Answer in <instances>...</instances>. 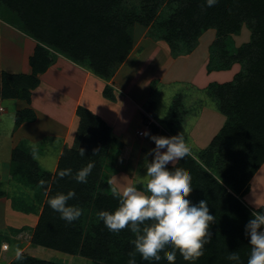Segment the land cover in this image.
Returning <instances> with one entry per match:
<instances>
[{
    "label": "trees",
    "instance_id": "1",
    "mask_svg": "<svg viewBox=\"0 0 264 264\" xmlns=\"http://www.w3.org/2000/svg\"><path fill=\"white\" fill-rule=\"evenodd\" d=\"M175 1L179 2L177 9L160 24L164 31L161 40L173 54L177 52V43L188 46L209 30L228 38L240 34L246 23L252 31V42L244 54L248 58V77H236L233 83L219 86L220 111L226 117V124L206 152L190 156L169 169L173 173L180 170L191 174L193 191L188 198L197 204L207 200L215 217L210 225L212 239L205 245L203 255L185 260L177 251L175 264H237L227 259L231 252L240 256V264H247L251 245L245 235V225L253 210L241 196L264 163V0H219V7L211 10L207 9V0H141V13L135 8L129 9L124 0H0L21 17L22 26L14 27L37 42L31 59L32 75L0 72V97L29 103L31 92L40 84L38 75L52 65L50 49L109 78L114 72L112 65L121 64L133 49L135 25H152L160 5ZM202 6L205 11H201ZM244 56H236L231 62ZM22 114H18L19 123L23 120ZM78 115L80 145L64 151L54 176L39 175L33 170L32 161L14 159V177L22 175L34 185L39 183L37 177L50 180L44 187L43 197H36L42 202V213L31 244L88 259L93 264H128L130 253L135 254L136 264H145L135 253L132 243L135 234L127 228L114 233L98 218V212L114 211L118 207L112 193H103L109 186L102 180L111 134L109 127L88 110L80 108ZM81 149L85 151L83 156ZM89 163L94 167L88 183H77L73 176ZM64 169H71L72 175L61 178L59 172ZM139 188L145 189L146 184ZM68 191L76 193L68 203L83 210L81 217L71 224L47 203L58 193ZM13 201L17 202V198ZM2 242L10 244L9 255L15 251V245H21L11 236ZM20 255L21 260L15 257L9 264H58L29 254ZM163 264L169 262L164 260Z\"/></svg>",
    "mask_w": 264,
    "mask_h": 264
},
{
    "label": "rangeland",
    "instance_id": "2",
    "mask_svg": "<svg viewBox=\"0 0 264 264\" xmlns=\"http://www.w3.org/2000/svg\"><path fill=\"white\" fill-rule=\"evenodd\" d=\"M124 2L129 9L135 8L137 12H143V3L141 0H124ZM178 5V1L163 3L159 7L158 16L155 20L156 22L148 27L139 23L135 25L133 30V49L121 64L112 65V70L114 72L111 73L109 78L99 76L95 74L92 69H88L97 79L103 81L104 96L109 99L111 98V100L114 90L113 85L115 84L114 78L118 72L123 74L122 77H124L126 81L119 80L120 82L123 81V85H125V87L122 88V93H124L125 97H128L135 106H138L143 114V126L141 128L139 127L140 129L137 131V138H139V140L125 142L121 141V139L114 140L113 137H111L112 143L110 149L107 151L108 156L103 167L104 172L102 181L108 182L109 185L108 188L103 190L105 194L112 193L110 182L111 185L121 188L130 183L136 184L137 187H139V185H145L147 177H145L146 168L144 167V163L145 155L149 152V144L147 143L150 137L149 135H163L167 137L169 141L186 135V138L184 137L185 143H188V132L186 131L187 127L188 130L190 128L188 124L190 121L192 122L199 117L205 104L213 105L218 109L217 111L221 112L220 103L222 100L218 95L219 86L233 83L236 77H242L244 79L248 77V58L244 56V54L246 55L247 46L252 42V31L248 28L246 23H244L242 31L238 35L226 38L219 36L215 30H209L205 32L197 42H192L188 46L180 44L181 42L177 43V52L175 54L172 53V49L161 40L164 31L160 27V24L171 17L173 10H176ZM0 21L12 26H22L23 24L21 17L15 12L10 11L1 2ZM50 50L53 56L62 54L58 50ZM189 51L191 52L189 53ZM62 55L64 56V54ZM236 56H244L245 58L231 62L232 58ZM64 57L73 61L68 56ZM83 67L86 68L85 65H83ZM134 71L136 74H139L141 78H139V80L130 79L129 81L127 75L131 76ZM166 72L168 77L163 76ZM206 72H208V74L214 72L224 74L225 78L219 83H211L205 90L209 96L207 95V98L200 99L201 93H196L197 91L195 89H199V92L203 93V89L200 88V86H202L205 80L207 81V78L204 76ZM198 76L200 77L199 79H197ZM194 77L197 79V84L191 81ZM180 78L186 79L179 80ZM214 79L213 77V81ZM131 81L132 84H134L132 87L128 85ZM179 88L181 92L173 90ZM185 90L188 91L185 92ZM182 91H184V93H182ZM188 92L193 96L192 98L188 96ZM218 97L220 102H218ZM227 98L228 95L225 96L223 101ZM113 99V101H115V95ZM224 118L225 125L226 117L224 116ZM140 132H144V135L141 136ZM146 132L149 133V135H145ZM182 132L185 133V135H182ZM78 134V129L77 131H73V136H71L68 143L69 146L67 145L68 147H66L65 150H74L79 147L80 141L77 139ZM149 143L153 142L149 141ZM53 146H59V143ZM48 148L49 151L54 153L50 143ZM193 152L194 151H192L191 156L194 157L197 153L194 154ZM147 159L150 161L151 157L149 156ZM34 169L38 171V168L35 167ZM12 172L13 168H10V173ZM115 176L120 178H116L115 180ZM45 178L46 177H37L39 183L34 185L28 182L29 180H26V177L15 175V177L13 176L11 179L12 183L8 185L9 190L6 191V196L3 198L5 194H0V264H6L7 259L5 257L10 254L8 252L10 244L2 242V240L9 237V232H2L4 228L10 225L21 226L27 224L30 228L25 230L26 233H23L24 231L18 233L24 234L23 237L25 241L32 240V233H34V229L42 213V202L39 203L40 199L37 200L36 197L40 198V196L45 193V185L48 184V182L50 183V180ZM27 182L31 190L26 189L25 185ZM14 198H17V202L13 201ZM19 221L21 224H19ZM7 230L9 229L7 228ZM14 238H16V236ZM5 245L8 246L7 251L4 247ZM45 250L46 251H43V253H39L38 257L52 261H59V259L62 260V258L65 257L67 258V261H63L65 264H93V262L88 259L75 256H69L68 258L66 257L67 255L63 253L48 249Z\"/></svg>",
    "mask_w": 264,
    "mask_h": 264
},
{
    "label": "crops",
    "instance_id": "3",
    "mask_svg": "<svg viewBox=\"0 0 264 264\" xmlns=\"http://www.w3.org/2000/svg\"><path fill=\"white\" fill-rule=\"evenodd\" d=\"M36 47L37 43L23 34L17 27L0 21V72L11 75H32L33 70L30 62ZM51 60L52 65L49 69L38 76L40 84L31 92L29 103L24 100H6L0 97V192L2 195L5 194L3 198L6 196V191L9 190L8 185L12 183L13 174L10 173V168L16 165L15 158L18 160L27 159L28 162L32 161L35 164L33 168H38V171L33 170L37 171L39 175L54 176L62 154L65 148L69 146L68 143L73 136V131H77L79 128L78 110L80 108L99 117L109 127L111 137L114 140L121 139L125 142L139 140L137 131L143 126V114L141 109L139 110V107L135 106L122 93V88L125 85H123V81L120 82L119 80L126 81L122 77L123 74L118 72L114 78L115 84L113 85L111 100V98L104 96L103 81L97 79L87 68L67 59L62 54L52 55ZM163 76L168 77L167 72ZM204 76L207 81L205 80L200 86L203 93L199 92V89H195L196 93H201L200 99L207 98L208 93L205 90L211 83H219L225 78L224 74L217 72L212 74L206 72ZM213 77L215 78L214 81ZM127 78L130 81V79L139 80L141 77L134 71L131 76L127 75ZM199 78L198 76L197 79ZM182 79L186 78L179 80ZM197 79L194 77L191 81L197 84ZM128 85L132 87L134 84L131 81ZM173 90L181 92L180 88ZM187 91L185 90V92ZM114 95L115 101H113ZM188 96L193 97L190 93ZM217 110L213 105L205 104L199 117L188 124L190 128L188 130L187 127L186 130L188 132V143H186L191 151H194V154H201L207 149L223 127L225 118ZM18 114L23 115V120L20 123ZM182 135L185 133L182 132ZM184 137L186 138V135ZM149 141L153 142L150 137L147 142L150 151L155 147V144L154 142L149 143ZM49 143L52 145L54 153L49 151ZM58 143L59 146H53ZM116 178L120 177L115 176L114 179L116 180ZM25 186L26 189L31 190L29 184ZM241 198L253 211L264 210V163L252 177L248 190L242 194ZM253 201L257 202L258 209L252 203ZM19 224H21L20 221ZM28 228L30 227L27 224L10 225L2 230V232H9V236L11 235L15 242L21 243L19 248L14 246L13 250L15 251L12 255L5 257L7 259L6 264H9L17 253L40 258L38 254L46 251V248L33 246L32 240L25 241L24 237H18L20 234L18 232L24 231L23 233H26L25 230ZM17 233L18 235H16ZM15 236L16 238H14ZM66 257L69 258V256ZM40 259L58 264H65L64 262L67 261L65 257L59 261Z\"/></svg>",
    "mask_w": 264,
    "mask_h": 264
},
{
    "label": "clouds",
    "instance_id": "4",
    "mask_svg": "<svg viewBox=\"0 0 264 264\" xmlns=\"http://www.w3.org/2000/svg\"><path fill=\"white\" fill-rule=\"evenodd\" d=\"M216 7H219V0H207V9ZM201 11H205L203 6ZM150 138L155 147L145 155L146 188L142 190L133 183L121 188L110 182L118 207L114 211L98 212V218L114 233L127 228L135 234L132 241L135 253L143 258L145 264H163L164 260L175 264L177 251L185 260L198 258L203 255L205 245L211 242L210 225L215 217L207 200L197 204L188 198L193 191L191 174L180 170L175 173L169 171L170 167L187 160L192 151L183 136L172 141L163 135ZM80 154L85 155V151L81 149ZM149 156L152 157L150 161L147 159ZM93 167L89 163L77 171L73 179L77 183H88ZM71 175V169L59 172L61 178ZM75 196V191L58 193L47 203L60 214L61 219L71 224L83 212L79 206L68 203ZM252 203L259 208L256 201ZM245 235L250 238L251 245L247 264H264V211H253L245 225ZM164 253H167L166 256L162 255ZM129 255L128 264H136L135 254ZM22 258L17 253L16 259ZM227 259L240 264V256L236 252H231Z\"/></svg>",
    "mask_w": 264,
    "mask_h": 264
},
{
    "label": "built area",
    "instance_id": "5",
    "mask_svg": "<svg viewBox=\"0 0 264 264\" xmlns=\"http://www.w3.org/2000/svg\"><path fill=\"white\" fill-rule=\"evenodd\" d=\"M140 135L143 136V135H144V132H140ZM23 236H24V234H19V235H18L19 238H21V237H23ZM4 247H5L6 251H7V250H8V246L5 245Z\"/></svg>",
    "mask_w": 264,
    "mask_h": 264
}]
</instances>
